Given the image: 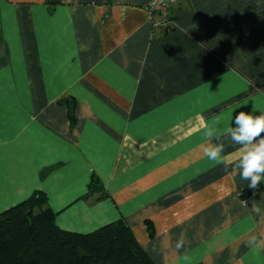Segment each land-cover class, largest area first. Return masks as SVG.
<instances>
[{
    "label": "crops",
    "instance_id": "obj_1",
    "mask_svg": "<svg viewBox=\"0 0 264 264\" xmlns=\"http://www.w3.org/2000/svg\"><path fill=\"white\" fill-rule=\"evenodd\" d=\"M150 1L0 0V212L39 190L61 228L124 220L158 263L264 264V181L230 139L221 164L201 148L264 111V0Z\"/></svg>",
    "mask_w": 264,
    "mask_h": 264
},
{
    "label": "trees",
    "instance_id": "obj_2",
    "mask_svg": "<svg viewBox=\"0 0 264 264\" xmlns=\"http://www.w3.org/2000/svg\"><path fill=\"white\" fill-rule=\"evenodd\" d=\"M69 107L74 120V105ZM102 190L99 179L93 177L88 192ZM0 264L162 263L150 257L124 220L89 233L61 228L46 195L37 190L0 212Z\"/></svg>",
    "mask_w": 264,
    "mask_h": 264
},
{
    "label": "clouds",
    "instance_id": "obj_3",
    "mask_svg": "<svg viewBox=\"0 0 264 264\" xmlns=\"http://www.w3.org/2000/svg\"><path fill=\"white\" fill-rule=\"evenodd\" d=\"M257 110L253 106L251 111H239L234 119L232 115L229 126L223 129L219 127L221 124L219 118L213 121L215 127L204 125V143L201 145L203 154L217 164L225 162L223 156L225 144L222 136L238 145L236 167L240 170L241 178L248 180V187L253 190L258 189L260 183L264 181V111L259 110V114H255ZM253 210L260 212V208L255 205ZM184 243L185 240L181 238L176 247L179 249ZM249 243L255 244L256 237L253 236Z\"/></svg>",
    "mask_w": 264,
    "mask_h": 264
},
{
    "label": "built area",
    "instance_id": "obj_4",
    "mask_svg": "<svg viewBox=\"0 0 264 264\" xmlns=\"http://www.w3.org/2000/svg\"><path fill=\"white\" fill-rule=\"evenodd\" d=\"M180 0H151L148 9L152 16L158 14L169 20L171 8Z\"/></svg>",
    "mask_w": 264,
    "mask_h": 264
}]
</instances>
